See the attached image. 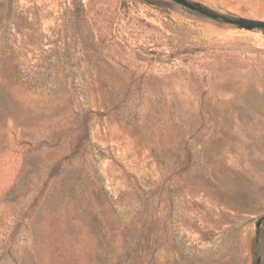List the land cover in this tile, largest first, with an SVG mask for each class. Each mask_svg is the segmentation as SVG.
<instances>
[{
	"label": "rangeland",
	"instance_id": "1",
	"mask_svg": "<svg viewBox=\"0 0 264 264\" xmlns=\"http://www.w3.org/2000/svg\"><path fill=\"white\" fill-rule=\"evenodd\" d=\"M187 1L0 0V264H264V0Z\"/></svg>",
	"mask_w": 264,
	"mask_h": 264
},
{
	"label": "water",
	"instance_id": "2",
	"mask_svg": "<svg viewBox=\"0 0 264 264\" xmlns=\"http://www.w3.org/2000/svg\"><path fill=\"white\" fill-rule=\"evenodd\" d=\"M173 2H176L178 4H181L189 9H197V5L192 4L188 2L187 0H171ZM226 22L235 25L239 28L247 29V30H253V29H264V22L262 21H256V20H250V19H244V18H237V19H231L226 20ZM264 219V217H263ZM261 224V221L258 223V225Z\"/></svg>",
	"mask_w": 264,
	"mask_h": 264
},
{
	"label": "trees",
	"instance_id": "3",
	"mask_svg": "<svg viewBox=\"0 0 264 264\" xmlns=\"http://www.w3.org/2000/svg\"><path fill=\"white\" fill-rule=\"evenodd\" d=\"M195 11L201 12L202 14L207 15V16L212 17V18L215 17V16H213V14H211L208 10H205L204 8H197V9H195Z\"/></svg>",
	"mask_w": 264,
	"mask_h": 264
}]
</instances>
